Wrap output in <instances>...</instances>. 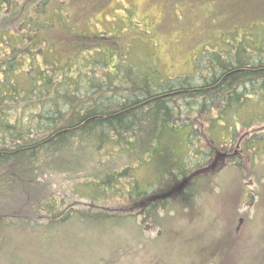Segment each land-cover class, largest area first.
Returning <instances> with one entry per match:
<instances>
[{"label": "trees", "instance_id": "16d2710c", "mask_svg": "<svg viewBox=\"0 0 264 264\" xmlns=\"http://www.w3.org/2000/svg\"><path fill=\"white\" fill-rule=\"evenodd\" d=\"M47 3L0 0V243L8 253L12 229L42 230L45 238H52L78 210H61L63 184L46 180V169L70 175L96 160V152L103 149L111 157H130L140 150L145 165L151 152L182 131L187 132V154H193L198 150L194 127L182 116L206 117L207 135L214 141L218 129L225 133L219 136L234 139L238 123L248 128L264 123V23L232 32L226 50L206 54L204 49L195 70L201 83H195L192 76H163L154 65L125 66L119 37L104 45L110 37L94 33L89 35L94 46L84 49L90 45L88 37L66 20L59 29L71 40L66 45L70 52L60 60L50 49L54 45L40 37L42 31L56 28L42 18ZM87 51L91 57L84 55ZM263 147L264 137L254 135L244 146L259 156ZM130 163L116 169L117 162L105 161L102 171L69 190L91 203L127 197L131 206L142 204L148 214L156 211L157 200L164 208L166 195L149 196L150 184L140 185ZM94 209L80 212V220L93 222L94 228L127 216Z\"/></svg>", "mask_w": 264, "mask_h": 264}, {"label": "rangeland", "instance_id": "374dc122", "mask_svg": "<svg viewBox=\"0 0 264 264\" xmlns=\"http://www.w3.org/2000/svg\"><path fill=\"white\" fill-rule=\"evenodd\" d=\"M47 2L42 18L54 22L56 28L42 31L40 37L54 45L50 49L60 60L70 52L66 45L71 40L62 30L66 20L88 37L90 45L84 49L94 46L89 39L94 33L104 39L110 37L104 45L119 37L126 54L125 66L154 65L163 76H192L195 83H201V75L195 70L197 56L204 49L206 54L226 50L229 44L225 40L230 43L232 32L254 22L264 23V0ZM5 13H10V4ZM84 55L92 56L88 51ZM101 72L98 68V74ZM182 118L194 127L198 150L193 154H187V132L182 131L162 142L161 150L151 152L145 165L140 150L130 157L124 153L111 157L103 149L96 152V160L70 175L53 169L43 171L46 180L63 184L61 210H78L52 233V238H45L42 230L12 229L9 253L0 243V264H264V154L259 156L244 148L253 135L264 137V123L250 128L238 123L234 139L219 136L225 133L218 129L214 141L207 135L206 117ZM128 160L140 185L150 184L149 196L166 195L164 208L157 200L156 211L148 214L142 204L131 206L128 198L120 195L91 203L71 194L73 183L94 177L105 161L117 162V169ZM190 186L191 191H187ZM159 187L164 190L158 191ZM86 208L127 216L106 228H94L93 222L80 220V212L91 211Z\"/></svg>", "mask_w": 264, "mask_h": 264}]
</instances>
